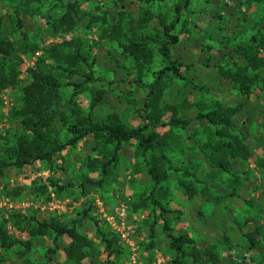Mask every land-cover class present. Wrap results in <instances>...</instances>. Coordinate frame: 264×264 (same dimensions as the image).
<instances>
[{"label": "rangeland", "instance_id": "obj_1", "mask_svg": "<svg viewBox=\"0 0 264 264\" xmlns=\"http://www.w3.org/2000/svg\"><path fill=\"white\" fill-rule=\"evenodd\" d=\"M114 2L120 5L136 3L129 11L128 22L134 21L137 26L142 6L136 0H47L39 16L23 18V32L28 36L26 44L32 49L38 47L39 50L34 56L30 55L31 52L21 56L23 63L20 85L16 89L0 92V136L12 130L15 133L22 132L12 114L21 104L29 71L35 68L43 48L58 46L64 41H81L88 56L92 57V60L97 59L94 68L97 77L103 78L106 83L125 77L130 66L121 57L122 49L118 43L108 40L102 43L100 40L103 27L112 26L113 19L118 18L114 11ZM78 4L80 7L76 11V31L69 36L55 37L49 24L60 19L68 6ZM177 4V0H167L152 7L151 12L157 15L167 13L172 19ZM15 8L17 6L5 3L0 6V14L5 17V35L18 51L23 39L21 34L16 32L13 11ZM190 10L193 15L185 13L182 19L188 23L187 31L180 25L174 33L179 35L181 43L178 49L187 60L203 58L210 52L207 49L209 47L213 48L209 55L218 57L222 41L227 45L247 44L257 34L256 23L262 14L258 5L253 6L247 0H195ZM94 18H105L107 22L104 25L102 20L94 21ZM156 60L154 71L164 67L157 54ZM111 61L127 65V70L122 67L117 70L116 64ZM43 68L44 71L51 72L54 66L48 61ZM201 70L205 75L212 73L205 67ZM57 78L65 85L74 82L61 74H57ZM192 78L193 76L189 77ZM203 84L212 89L211 94L200 93L182 82L175 83L163 99L162 107L167 110L163 122L167 123L173 116L192 118L197 111L208 109L215 102L234 107L244 105V112L238 121L250 120L245 127L248 134L245 143L253 152L252 159L244 162L234 152L230 159L232 176L218 175L212 171L198 175L199 180L204 183L210 174L216 175V179L209 188L208 196H196L193 199H189L179 187L178 180L184 179L181 173L169 172V180L158 187L155 186L145 160L137 154V146L134 143L121 151L112 169V175L105 184L102 187H89L85 194L81 188L85 180H101L100 173L91 174L86 166L89 159L99 158L97 151H94L93 138L64 151L54 159L52 165L36 163L21 170H9L0 177V223L8 222L7 230L13 242L32 241L34 247L31 253L23 256L19 245L11 252H4L0 247V254L5 257L6 264H44L47 251L53 245L49 237L32 239L28 231H20L15 224L19 216L24 217L21 221L26 229L28 218L47 223L59 222L68 227L83 220L78 225L79 235L82 241L89 245L86 250L88 257L82 264H168L173 259V253L163 233L164 219L161 218L160 212L154 210V206L145 202L155 189L169 195L165 204L173 212L169 218L174 231L178 234L187 233L199 246L204 243L216 245L219 264H264V171L256 168L257 160L264 158V83H253L252 95L249 98L231 89V83L225 80H205ZM102 86L99 84L93 88L100 89ZM107 88L108 104L99 110V114H117L131 127L142 126V121L135 111L141 108L146 94L129 84ZM61 93L59 108L69 116L72 100L80 103L83 100L90 102L92 97L88 95L85 99L78 96L73 99L74 90L69 87ZM86 102L82 105L88 111ZM130 102H135L136 107ZM188 102L192 107L186 106ZM195 103L198 106L194 105ZM190 130V133L181 130L173 132L176 151L171 158L177 168H185L184 164L188 162L189 157L195 163H203V155L197 145L208 142L211 135L214 141L217 131L215 128L208 130L200 125L192 126ZM158 132L161 135L167 134L169 128L159 129ZM58 133L61 139L67 138L63 124H58ZM235 133L231 134L239 139ZM234 176H237L241 183L240 186L234 187L237 188L239 197L218 203V199L224 196L222 193L232 192ZM52 182L61 186L72 184L73 188L59 193L52 187ZM201 188L204 186L200 185ZM89 208L90 217L83 219V212ZM94 221L99 223L101 231L113 243L115 252L110 258ZM151 227L154 228V233ZM250 239L254 241L255 246ZM71 243L69 238L64 241L65 245ZM67 260L66 253L61 250L54 256L52 264H66Z\"/></svg>", "mask_w": 264, "mask_h": 264}, {"label": "trees", "instance_id": "obj_2", "mask_svg": "<svg viewBox=\"0 0 264 264\" xmlns=\"http://www.w3.org/2000/svg\"><path fill=\"white\" fill-rule=\"evenodd\" d=\"M45 1L47 0H0V6L5 3L17 6L13 10L16 32L21 34L23 39L17 51L14 43L5 35V17L0 14V92L16 89L20 85L23 63L21 56L28 55L30 52V55L34 56L39 50L38 47L32 49L29 44H26L28 36L23 32V18L39 16ZM136 1L142 6L137 26L134 25V21L128 22L129 11L136 6L134 2L129 5L114 2V11L118 18L113 19L112 26L105 25L107 22L105 18H94V21L102 20L105 25L100 37L101 42L107 40L116 42L122 49L121 57L125 60L124 62L129 63L130 69L127 70L125 64L111 62L116 64L117 70L120 67L127 70L124 78L119 77L114 82L106 83L103 78L97 77L94 70L97 59L92 60V57L88 56L81 41H64L58 46L41 50L42 56L36 62L35 68L29 71V78L23 87L21 104L12 114V118L19 124L22 132L15 133L12 130L0 136V177L9 170H21L36 163L52 165L54 159L64 151L76 147L88 138H93L94 151H97L99 158L89 159L86 166L89 173H100L101 180L98 182L85 180L81 185L83 194L89 187H102L111 177L112 169L121 151L134 143L137 146V154L145 160L155 186L158 187L168 181L169 172L181 173L184 179L178 180L179 187L184 190L189 199H193L196 196H208L209 188L216 179V175L210 174L204 183L199 180L198 175L212 171L218 175L232 176L230 159L234 152L244 162L254 157L249 145L245 143L248 140L245 127L250 120L238 121L244 112V105L234 107L215 102L208 109L197 111L192 118L173 116L164 123L163 119L166 117L167 110L162 107V104L168 91L177 82L194 87L200 93L211 94L212 89L205 86L203 82L225 80L231 83V89L240 92L241 96L246 98L252 95L253 83H264V0H247L251 5H258L262 9V14L256 23L257 34L247 44L227 45L222 41L218 57L209 55L213 51V48L209 47L207 49L210 52L198 60H187L182 56L178 49L181 40L179 35L174 34L180 25L187 31L188 23L182 19L185 13L193 15L190 8L195 0H177L178 4L175 6L172 19L167 13L157 15L151 12L152 7L167 0ZM79 7V4L68 6L60 19L49 24L55 37L69 36L76 31L78 26L76 11ZM156 54L160 56L161 64L164 66L158 71H154ZM48 61L54 66L51 72H46L43 68ZM204 67L212 73L205 75L201 70ZM57 74L74 82L65 85L57 78ZM192 76L193 78L189 79ZM99 84L103 85L100 89L93 88ZM123 84L133 85L146 94L141 108L135 111L143 124L140 127L134 128L127 125L117 114L108 116L99 114V110L108 104L107 87ZM67 87L73 88V99L78 96L85 99V96H92L90 102L83 100L87 104L88 111L83 107V102L72 100L70 116L61 112L59 108L61 92ZM130 103L136 107L135 102ZM190 104L188 102L186 106L192 107ZM194 105L198 106L196 103ZM58 124H63L66 128V139L60 138ZM196 124L208 130L215 128L217 131L214 141L211 135L208 137V142L197 145L200 154L203 155V163H195L189 157L188 162L184 164L185 168H177L171 158L176 151L173 132L181 130L190 133V128L197 126ZM162 128H169V132L161 135L158 130ZM233 132L238 134L236 136L239 139L231 134ZM256 168L264 171V158L257 160ZM51 185L59 193L73 188L72 184L61 186L52 182ZM200 185L204 188L200 189ZM240 185V179L234 176L232 192L222 193L224 196L218 199V203L224 202L225 199L238 198L237 188L234 187ZM168 197L166 193L155 189L145 200L147 205L154 206V210L160 212L161 218L164 219L163 233L173 253V259L168 264H219L216 245L204 243L199 246L187 233L178 234L174 231L169 218L173 212L165 204ZM90 213L91 208L86 209L83 212V219L89 218ZM22 218L24 217L19 216L15 222L20 231H28L32 239L49 237L52 241V248L47 251L44 264H52L54 256L61 250L67 255L66 264H82L88 257L86 250L89 244L82 241L78 230V225L83 220L68 227L59 222L47 223L36 218H28L26 219L28 229H26V226H22ZM7 223V221L0 223L1 250L11 252L19 245L23 251L22 256L31 253L34 247L33 242H13L7 230ZM94 226L110 258L115 252L113 243L101 231L97 221H94ZM151 231L154 233L153 227ZM67 238L72 240L70 245L64 244ZM225 239L228 241L227 238ZM250 241L255 246L254 241L252 239ZM0 264H6V259L1 254Z\"/></svg>", "mask_w": 264, "mask_h": 264}]
</instances>
